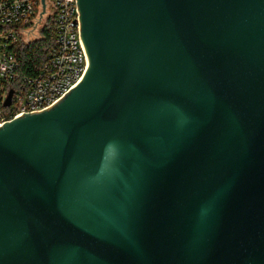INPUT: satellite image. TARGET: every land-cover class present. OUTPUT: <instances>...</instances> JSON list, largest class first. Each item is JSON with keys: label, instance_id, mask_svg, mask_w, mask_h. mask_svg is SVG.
I'll return each instance as SVG.
<instances>
[{"label": "water", "instance_id": "obj_1", "mask_svg": "<svg viewBox=\"0 0 264 264\" xmlns=\"http://www.w3.org/2000/svg\"><path fill=\"white\" fill-rule=\"evenodd\" d=\"M77 1L83 77L0 125V264H264V0Z\"/></svg>", "mask_w": 264, "mask_h": 264}, {"label": "built area", "instance_id": "obj_2", "mask_svg": "<svg viewBox=\"0 0 264 264\" xmlns=\"http://www.w3.org/2000/svg\"><path fill=\"white\" fill-rule=\"evenodd\" d=\"M0 0V125L19 115L41 111L62 98L84 75L87 60L79 29L77 0ZM40 12L37 19L36 13ZM44 12V13H43ZM56 25V47L33 76L24 74L20 43L39 40L47 20ZM39 31V37L35 33ZM15 83L12 104L5 88ZM10 111L4 113L3 109ZM10 117L8 118L7 116Z\"/></svg>", "mask_w": 264, "mask_h": 264}, {"label": "trees", "instance_id": "obj_3", "mask_svg": "<svg viewBox=\"0 0 264 264\" xmlns=\"http://www.w3.org/2000/svg\"><path fill=\"white\" fill-rule=\"evenodd\" d=\"M56 25L52 17L47 20L45 27L42 29V35L39 40L28 44L20 43L18 45L19 58L22 72L33 76L39 70L41 63L47 58L48 54L56 47ZM15 83L7 85L6 90L10 92ZM7 114L8 109H3ZM8 118L10 117L7 116Z\"/></svg>", "mask_w": 264, "mask_h": 264}, {"label": "rangeland", "instance_id": "obj_4", "mask_svg": "<svg viewBox=\"0 0 264 264\" xmlns=\"http://www.w3.org/2000/svg\"><path fill=\"white\" fill-rule=\"evenodd\" d=\"M40 12H41V10H40L39 12L36 13V18H37V19H38L39 16H40ZM40 34H41V33H40L39 31H37V32L35 33V36H36V37H39Z\"/></svg>", "mask_w": 264, "mask_h": 264}]
</instances>
